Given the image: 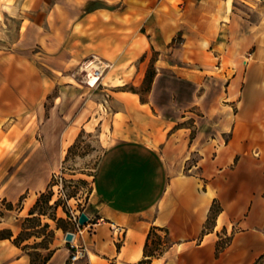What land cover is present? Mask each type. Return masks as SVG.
<instances>
[{
	"label": "crops",
	"instance_id": "1",
	"mask_svg": "<svg viewBox=\"0 0 264 264\" xmlns=\"http://www.w3.org/2000/svg\"><path fill=\"white\" fill-rule=\"evenodd\" d=\"M92 57L132 77L112 86L107 104L112 143L84 210L95 225L82 239L86 252L71 262L60 230L44 264H256L264 257V0H0V138L11 147L0 157V202L31 204L49 188L90 120L73 117L75 104L60 96L47 116L45 103ZM148 71L144 100L117 89H137ZM33 120L41 138L30 144ZM21 231L0 223V264H34L28 242L14 243ZM152 231L163 250L148 257Z\"/></svg>",
	"mask_w": 264,
	"mask_h": 264
},
{
	"label": "rangeland",
	"instance_id": "2",
	"mask_svg": "<svg viewBox=\"0 0 264 264\" xmlns=\"http://www.w3.org/2000/svg\"><path fill=\"white\" fill-rule=\"evenodd\" d=\"M121 71H124V67L117 66L115 60L92 57L77 65L72 74L75 78L72 86L63 82L56 84L45 103L46 116L53 105V98L60 96L68 104H75L73 117L82 113L89 117L90 122L86 129L79 131L76 139L65 150L61 165L52 174L49 188L44 191L43 197H37V205L36 201L30 204L32 197L26 199L25 196L24 200L11 205L6 212V204L0 202V223L8 224L12 230L16 227L22 230L16 237L20 236V240L25 239L28 242L29 254L34 264H40L47 256L45 250L54 236L57 234L62 238L60 230H72L73 217L84 213L86 209L92 191L93 176L105 150L112 143L107 123V116L111 111L107 104L111 91L114 90L112 86L132 77ZM146 81L137 89L130 84L117 89L135 91L144 100L147 95ZM61 109L62 112H67L69 107L62 106ZM102 121L105 124L103 127ZM38 125L39 122L33 120L27 126L30 144L41 138ZM2 129L0 128V136ZM3 149L9 151L11 147L0 138L1 158L4 157Z\"/></svg>",
	"mask_w": 264,
	"mask_h": 264
},
{
	"label": "built area",
	"instance_id": "3",
	"mask_svg": "<svg viewBox=\"0 0 264 264\" xmlns=\"http://www.w3.org/2000/svg\"><path fill=\"white\" fill-rule=\"evenodd\" d=\"M78 218H79V215L76 217H73V229L70 231H67L64 235V239L67 234L72 235V240L70 242L65 241L66 243L70 244L71 249H72V253L70 256L71 262H74L77 259L83 257V255L86 252V248L82 242V239L86 234H90L92 232L93 227L95 226V225L89 224V222H87L83 226H80L78 224Z\"/></svg>",
	"mask_w": 264,
	"mask_h": 264
},
{
	"label": "trees",
	"instance_id": "4",
	"mask_svg": "<svg viewBox=\"0 0 264 264\" xmlns=\"http://www.w3.org/2000/svg\"><path fill=\"white\" fill-rule=\"evenodd\" d=\"M149 76H150V78H149ZM152 76H153V72H152V71H148V73L146 74V77H145V80H147V81H146V83H147V91H148V87H149V84H150V81H151ZM145 80H144V84H145ZM39 196H40V197H43V193L40 194ZM38 203H39V200L37 199V200H36V205H37ZM9 207H11V204H6V208H9ZM217 213H218V210L215 208V206H213V207L211 208V210H210V217H209L210 222H211L212 219H214V216H215ZM63 231H64V232H65V231L67 232V231H70V230H63ZM7 236L10 237V236H11L10 233H7ZM0 237H1V235H0ZM19 238H20V236L17 237V238L14 240V243H15V244H19V243H18V240H19V242L22 241V239L20 240ZM150 239H152V247H151V249L149 250V245H148V243H146V246H145V254H146V256H148V257H150V256H154L155 251H157V250L159 249V247L162 245V244H161V240H160V238L154 233V231H152V232L148 235V241H149ZM23 240H25V239H23ZM47 259H48V257L46 256V257L41 261L40 264H44V263L47 261ZM263 260H264V257H261V258L258 260V262H257L256 264H262L261 262H263Z\"/></svg>",
	"mask_w": 264,
	"mask_h": 264
},
{
	"label": "water",
	"instance_id": "5",
	"mask_svg": "<svg viewBox=\"0 0 264 264\" xmlns=\"http://www.w3.org/2000/svg\"><path fill=\"white\" fill-rule=\"evenodd\" d=\"M88 222V218L87 216L84 214V213H81L79 215V218H78V224L80 226H83L85 225L86 223ZM72 240V235L71 234H67L66 237H65V241L66 242H70Z\"/></svg>",
	"mask_w": 264,
	"mask_h": 264
},
{
	"label": "bare ground",
	"instance_id": "6",
	"mask_svg": "<svg viewBox=\"0 0 264 264\" xmlns=\"http://www.w3.org/2000/svg\"><path fill=\"white\" fill-rule=\"evenodd\" d=\"M96 76V75H95Z\"/></svg>",
	"mask_w": 264,
	"mask_h": 264
}]
</instances>
